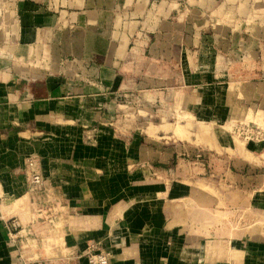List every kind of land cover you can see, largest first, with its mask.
Listing matches in <instances>:
<instances>
[{
  "label": "crops",
  "instance_id": "crops-1",
  "mask_svg": "<svg viewBox=\"0 0 264 264\" xmlns=\"http://www.w3.org/2000/svg\"><path fill=\"white\" fill-rule=\"evenodd\" d=\"M225 2L0 0V264H87L75 250L102 240L119 211L117 204L109 209L111 197L120 193L116 174L138 162L166 160V150L153 145L147 128L143 135L125 123L126 116L118 118L126 106L123 96L172 92L165 89L185 87L189 77L206 95V108L216 111L219 95V107L230 109L233 65L223 59L217 67L222 55L202 52L201 37L202 30H212L211 16ZM255 29L244 42L242 61L251 55L249 47H264V25ZM240 69L248 81L237 92L264 85L263 65ZM26 146L27 154L38 157L46 204L40 193L28 192ZM116 156L123 172L103 164ZM10 216L22 225L13 244L4 223ZM178 241L173 249H196L191 256L178 252V264L198 263L205 252L200 249L215 263L217 249H226L224 264H264V237L188 233ZM120 258L111 264L122 263ZM141 263L154 264V258Z\"/></svg>",
  "mask_w": 264,
  "mask_h": 264
},
{
  "label": "rangeland",
  "instance_id": "rangeland-1",
  "mask_svg": "<svg viewBox=\"0 0 264 264\" xmlns=\"http://www.w3.org/2000/svg\"><path fill=\"white\" fill-rule=\"evenodd\" d=\"M211 22L212 30L201 32L205 41L202 52L214 57L222 55V59L215 61L217 67L222 68L223 59L233 65L231 80L236 88L230 109L219 107V95L217 110L206 108V95L193 86L189 77L185 87L174 85L165 89L172 92L135 93L129 100L123 96L126 106L118 118L126 116L125 123H134L143 135L145 128H153V134L146 133L156 148L166 150L167 158L138 162L125 172L119 156L103 163L123 172L115 176L120 179V193L111 197L109 207L117 204L119 211L112 215L113 222L106 225L102 240H91L87 245L95 243L110 261L108 264L120 257V264H142L148 257L154 258V264L157 260L160 264H178V252L190 256L196 252L172 248L180 244L178 237L188 233L218 234L244 241L264 237V85L248 84L244 94L236 90L248 81L246 71L240 69L242 65L254 71L264 66L262 46L249 47L247 52L251 55L242 61V54L245 52L246 58L248 50L244 42L255 28L264 25V0H226L211 16ZM225 51H231V55L224 56ZM219 79L218 74L216 80ZM26 124L23 127L27 128ZM201 129H208L207 135L199 136ZM34 153L25 154L24 172L28 175V161L32 159L43 184ZM37 193L46 204L48 191L41 188ZM107 211L105 207L103 215ZM200 250L205 252L195 264H224L226 249H217L216 263L208 261L207 249ZM82 251L75 250L76 256H81Z\"/></svg>",
  "mask_w": 264,
  "mask_h": 264
},
{
  "label": "built area",
  "instance_id": "built-area-1",
  "mask_svg": "<svg viewBox=\"0 0 264 264\" xmlns=\"http://www.w3.org/2000/svg\"><path fill=\"white\" fill-rule=\"evenodd\" d=\"M28 192L37 193L41 190V177L34 165L32 159L28 161ZM3 198V195L0 194V201ZM4 223L8 229V243L13 244L14 240L18 238V233L22 229L21 222L17 216H10L7 219H4ZM89 251H88V250ZM93 251L94 253L90 252ZM92 253V254H91ZM87 254V255H86ZM86 256L87 264H108L106 256L103 255V252L100 251V248L95 243H90L82 251L81 256Z\"/></svg>",
  "mask_w": 264,
  "mask_h": 264
},
{
  "label": "bare ground",
  "instance_id": "bare-ground-1",
  "mask_svg": "<svg viewBox=\"0 0 264 264\" xmlns=\"http://www.w3.org/2000/svg\"><path fill=\"white\" fill-rule=\"evenodd\" d=\"M199 124V123H198ZM201 125V124H200ZM203 125V124H202ZM177 128V127H176ZM174 129V128H173ZM178 128H177V132H178ZM180 130H181V128H180ZM202 130V129H201ZM208 130V129H207ZM207 130L206 129H203L202 131H200L199 132V136H203V135H207ZM146 131L148 132V133H150V134H153L154 132H153V128H150V127H147V129H146ZM197 140V139H196ZM205 140H207L208 142H209V139H208V137H206L205 138ZM206 143V142H205ZM211 143V142H210ZM214 143V142H213ZM238 147H240V145L238 146ZM218 149V148H217ZM233 150V149H232ZM254 160V159H253Z\"/></svg>",
  "mask_w": 264,
  "mask_h": 264
}]
</instances>
